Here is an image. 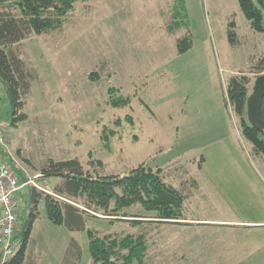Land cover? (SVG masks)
I'll use <instances>...</instances> for the list:
<instances>
[{
	"label": "rangeland",
	"instance_id": "1",
	"mask_svg": "<svg viewBox=\"0 0 264 264\" xmlns=\"http://www.w3.org/2000/svg\"><path fill=\"white\" fill-rule=\"evenodd\" d=\"M254 2L264 14V0ZM174 4L79 2L63 30L25 40L17 50L36 75L23 110L27 119L11 125V104L0 81V129L11 133L9 145L31 176L43 175L33 166L39 169L50 158H78L92 171L100 159L102 172L123 176L145 164L162 168L175 187L187 186L188 224H145L146 264H264V224L248 223L264 221V154L253 150L225 105L230 78L256 71L264 56V31L252 28L239 0H185L181 19L193 46L179 54L177 40L186 29L170 31ZM232 19L234 45L227 34ZM110 87L131 96V105L112 107ZM129 114L134 125L124 119ZM105 126L119 131L109 148L101 139ZM37 180L49 191L59 181ZM86 226L138 232L129 222L95 217H87ZM72 239L84 251L77 264H94L87 230L52 223L42 205L28 259L62 264Z\"/></svg>",
	"mask_w": 264,
	"mask_h": 264
},
{
	"label": "trees",
	"instance_id": "2",
	"mask_svg": "<svg viewBox=\"0 0 264 264\" xmlns=\"http://www.w3.org/2000/svg\"><path fill=\"white\" fill-rule=\"evenodd\" d=\"M90 0H0V81L8 94L11 125L17 126L27 119L23 111L26 98L32 90L33 70L17 48L34 34H49L64 29L72 18L79 2ZM263 3V0H260ZM241 9L254 30L264 31V14L254 0H239ZM185 0H175L170 31L186 29L177 40L179 54L193 46L192 36L185 20ZM184 15V16H183ZM228 40L234 45L237 40L236 21L228 23ZM256 71L233 75L226 87L225 105L231 107L238 119L241 134L252 143L253 150L264 154V126L256 127L248 118V97L252 94L256 79L264 73V56L255 67ZM255 73L252 76L251 73ZM93 78V76H92ZM109 104L114 108L130 106L132 97L110 87ZM260 116L264 123V97ZM134 125L132 115L125 118ZM123 119L115 124L122 126ZM118 130L105 126L101 139L106 148ZM29 161V160H28ZM30 162V161H29ZM94 171L85 168L78 159L54 160L50 158L40 170L47 179H58L52 194L35 186H28L23 198L19 196L22 210L19 213L20 245L3 264H38L29 257L28 250L35 221L45 206L47 218L56 225H65L71 231L87 230L89 254L94 264H146L149 242L145 224L150 222L188 224L186 200L187 186L180 188L168 183L163 169L140 164L121 176L102 172L103 162L94 161ZM25 204V206H23ZM138 206L145 213L133 214L130 208ZM87 217L129 222L137 229L135 233H104L86 226ZM84 251L76 239H72L62 264H77Z\"/></svg>",
	"mask_w": 264,
	"mask_h": 264
},
{
	"label": "built area",
	"instance_id": "3",
	"mask_svg": "<svg viewBox=\"0 0 264 264\" xmlns=\"http://www.w3.org/2000/svg\"><path fill=\"white\" fill-rule=\"evenodd\" d=\"M11 133L3 127L0 129V264L10 258L20 245L17 236L20 230L19 213L22 204L19 192L28 186H35L52 194L47 185L38 183L43 175L31 176L24 163L13 153L9 143ZM44 184V185H43Z\"/></svg>",
	"mask_w": 264,
	"mask_h": 264
},
{
	"label": "water",
	"instance_id": "4",
	"mask_svg": "<svg viewBox=\"0 0 264 264\" xmlns=\"http://www.w3.org/2000/svg\"><path fill=\"white\" fill-rule=\"evenodd\" d=\"M264 97V73L255 81L252 94L248 97V118L252 125L263 127L264 123L260 116Z\"/></svg>",
	"mask_w": 264,
	"mask_h": 264
},
{
	"label": "crops",
	"instance_id": "5",
	"mask_svg": "<svg viewBox=\"0 0 264 264\" xmlns=\"http://www.w3.org/2000/svg\"><path fill=\"white\" fill-rule=\"evenodd\" d=\"M248 223H250V224H264V221H250V222H248ZM258 228V227H257ZM256 228V229H257ZM260 228H263V227H260Z\"/></svg>",
	"mask_w": 264,
	"mask_h": 264
}]
</instances>
